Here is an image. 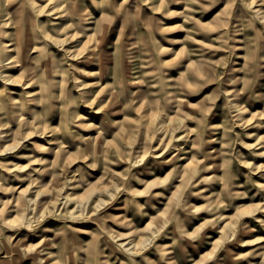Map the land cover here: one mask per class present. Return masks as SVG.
Wrapping results in <instances>:
<instances>
[{"label": "rangeland", "instance_id": "rangeland-1", "mask_svg": "<svg viewBox=\"0 0 264 264\" xmlns=\"http://www.w3.org/2000/svg\"><path fill=\"white\" fill-rule=\"evenodd\" d=\"M1 20L0 264H264V0Z\"/></svg>", "mask_w": 264, "mask_h": 264}, {"label": "bare ground", "instance_id": "bare-ground-1", "mask_svg": "<svg viewBox=\"0 0 264 264\" xmlns=\"http://www.w3.org/2000/svg\"><path fill=\"white\" fill-rule=\"evenodd\" d=\"M4 24H5V22L3 20H1L0 21V36H2L4 39H7V35L4 36V33L6 34L5 29H4V27H5ZM28 40H29V38L26 36L25 39L22 42L18 43V47L17 48H23V45H25V49L27 47H29L31 44L28 42ZM7 42L8 41H6L4 44H2L3 45L2 47H3V52H5V54L7 56H9V55H11V53H14L13 50L15 48H12V44H7ZM6 50H8V51H6ZM1 59H2L3 63H5L7 61V63H5L6 65L12 64L13 61H14V57L4 58V56H3V58H1ZM1 59H0V63H1ZM17 62H22V61H17ZM7 111L8 110L6 108V113H7ZM0 113L2 114V111H0ZM4 151H6V150H4ZM184 181H186V179Z\"/></svg>", "mask_w": 264, "mask_h": 264}]
</instances>
